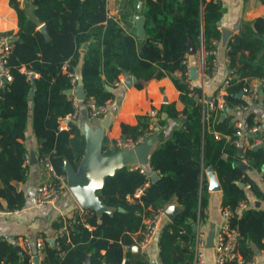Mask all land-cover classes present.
Masks as SVG:
<instances>
[{"label":"trees","instance_id":"trees-1","mask_svg":"<svg viewBox=\"0 0 264 264\" xmlns=\"http://www.w3.org/2000/svg\"><path fill=\"white\" fill-rule=\"evenodd\" d=\"M8 2L17 15L18 28L7 58L12 80L0 87V200L6 202L8 210L24 206V197L13 183L25 180L23 141L29 122L39 146L38 158L47 157L57 175L65 176L64 162L77 171L83 159L86 141L79 125L69 122L67 130L59 129L61 120L73 110L72 96L66 91L72 88L70 75L76 76L77 70L81 105L88 100L96 105L111 101L113 84L121 75L131 76L138 90L151 80L169 78L183 105L180 112L174 104L158 112L155 126L167 120H180L181 126L155 144L146 167L123 166L104 179L95 193L103 212L80 208L82 214L76 210L71 217L54 221L55 235L59 228L65 233L54 237L53 244L43 239V259L38 264H84L86 258L89 264H147L145 254H132L128 248L139 241L144 220L171 199L181 212L172 221L165 220L158 235L160 263L192 264L193 227L204 218L209 198L204 170L215 172L221 207L230 210L248 201L237 183L262 196L248 177V169L258 171L264 184V145L239 151L224 138L234 132L231 116L221 120L219 111H212L204 122L201 106L185 94L184 56L189 43H202L206 52L215 50L213 41L220 39V1L144 0L142 38L129 24L120 26L107 16L105 0H30V10L19 8L17 0ZM40 25L43 31L38 29ZM83 45L87 46L84 52ZM226 56L236 75L224 96L226 107L231 108L245 103L238 95L248 80L264 79V18L245 24L228 41ZM205 59L210 74L214 55ZM22 67L37 78L26 80ZM175 72L181 76L174 78ZM245 124L258 126L252 114L246 116ZM147 131V117H137L133 127L121 125L122 140L136 141ZM214 133L220 136L215 138ZM255 136L264 140V131ZM117 152L116 142L108 149L103 141L102 156ZM242 161L246 169L239 167ZM139 167L156 173V177L135 198V191L144 183ZM231 226L238 232L241 257L251 255L249 241L264 252V210L246 208L232 218ZM0 264L33 263L13 242L0 240Z\"/></svg>","mask_w":264,"mask_h":264},{"label":"crops","instance_id":"crops-1","mask_svg":"<svg viewBox=\"0 0 264 264\" xmlns=\"http://www.w3.org/2000/svg\"><path fill=\"white\" fill-rule=\"evenodd\" d=\"M19 8L30 10V0H17ZM209 1V0H206ZM222 6L221 18L218 22V30L220 32V39L213 41L214 61L212 72L206 79H202L196 73L195 85L201 87L207 98L212 97L218 89L221 81L225 78L228 66V58L226 56V49L228 41L237 35L245 24L252 23L254 20L264 18V0H219ZM144 0H105L107 16L117 20L120 26L124 23L129 24L136 29V17L142 16L141 10L143 8ZM143 17V16H142ZM42 25L38 27L40 31ZM17 15L15 11L9 6L8 0H0V34L11 33L16 34ZM192 45V44H191ZM86 45H83L81 51L84 52ZM204 50L203 44L198 43L196 46H191L188 51L187 61L194 71H200V56ZM78 76V70L77 75ZM180 73L175 72L174 78H179ZM256 78L248 80V83H253ZM117 85L112 89L113 99L109 101V123L107 127L102 126V121L105 116L98 119H90L86 113L83 114L81 110L77 120L75 121L79 127H88L91 135L97 131L101 132L102 140L106 141L108 149L112 148L113 142L123 138L121 134V125L133 127L137 125V117H147L149 119V130L155 128L156 133H152L151 137H156L157 142L167 139L172 130L181 126L180 120H167L163 125L155 126L157 124L158 112L167 104H174L176 111L180 112L183 105L179 100V92L174 87L169 78L161 80H151L147 82L143 89L134 88V79L131 76L121 75L118 78ZM111 88L108 87V90ZM79 87L71 88L72 99H77ZM82 91V89H81ZM83 95V93H82ZM244 99L242 95H238ZM78 100V99H77ZM80 103L83 101L78 100ZM246 108L235 110L234 107H225L220 113L221 120L230 117V124L244 122L248 114L253 115V121L258 124L259 132L264 131V104L260 102L247 103ZM81 105V104H80ZM243 105V104H241ZM155 112V117H150V113ZM221 115H224L222 118ZM165 117V114L162 115ZM69 121L65 117L60 122V126H65ZM85 140H86V136ZM155 143V144H156ZM245 144H247L245 142ZM26 150L27 161H24L26 167V175L24 182L13 183L16 192L22 193L24 197V206L21 209L8 210L6 202L0 200V208L5 209V214H0V240L13 242L15 239L27 238L32 245L37 241L43 243V239L49 243L55 237L53 230V223L60 217H71L72 213L77 210L80 212V206L76 202L69 189L65 190L59 200L54 205L37 206L35 204V189L41 184H45L52 180L49 172L42 166L38 158V143L33 136L30 122L25 133L23 141ZM156 145L153 146V148ZM152 148V150H153ZM247 149L246 146L242 149ZM151 150V151H152ZM137 162L130 163L128 166H138ZM139 166H147L139 165ZM241 169H246L245 161L239 164ZM64 169L69 166L66 162L63 164ZM248 177L255 183L261 191L262 196L257 197L249 188L246 189L242 183H237L239 188H244L247 196V208H254L264 210V184L262 182L261 174L256 170L247 171ZM152 173L150 174V176ZM204 176L208 186V204L205 209L204 218L199 222V234L206 243L205 250V264H214L213 251L207 247L209 239L214 237V234L221 224L220 208H221V189L215 172L207 168L204 170ZM242 184L243 186H240ZM218 188V189H216ZM167 212H172V219L165 216L166 223L172 221L180 212L181 207L174 199H171L164 207ZM11 211V212H8ZM8 212V213H7ZM195 225L193 227V230ZM158 237L145 248L140 249L136 244L131 245L128 250L132 254H145L149 264H161L159 259ZM50 244V243H49ZM251 249V255L247 258L252 261V264H264V252L251 241L248 242ZM40 263V262H39ZM35 264V263H34ZM38 264V263H37ZM84 264H89L88 258L85 259Z\"/></svg>","mask_w":264,"mask_h":264},{"label":"built area","instance_id":"built-area-1","mask_svg":"<svg viewBox=\"0 0 264 264\" xmlns=\"http://www.w3.org/2000/svg\"><path fill=\"white\" fill-rule=\"evenodd\" d=\"M15 39L16 37L14 34H0V87L9 84L12 80L7 67V58L9 52L13 48ZM214 54V51H202V54L200 56V71H196V73L199 74L203 80L206 79L209 75V73L206 72L207 65L205 57L207 55ZM187 58L188 55H185L182 62L185 70V77L183 80L186 90L185 94L194 103L201 106V118L204 122H206L209 118L210 112H221L226 107V103L224 101L226 89L230 86L231 81L236 78V75L233 70L228 69L225 78L221 81L215 94L212 97L207 98L204 92L201 90V87L195 85V79L192 78L191 75L194 68L190 66ZM64 67H66V64L64 65ZM20 72L25 76L26 80L37 78L36 74L24 67L20 69ZM70 84L72 88L76 86V76L70 75ZM117 84V82L114 83V85ZM240 94L244 97L248 104L256 102L264 104V79L257 78L253 83L246 84L244 87H242ZM80 104L81 103L75 97L72 99L73 110L69 115L66 116L69 122H75L81 110H83L90 119L102 118L109 112V101L105 102L102 105H96L92 100H88L82 105ZM241 108H246V104L234 106L235 110H240ZM150 117H155V112H151ZM63 127L65 126H60L59 129H66ZM259 129L260 128L258 126L247 127L244 122L237 121L234 123L233 135L231 137L224 136V138L227 141H230L231 144L239 151L242 150L244 146H246L247 148H256L264 145V140H261L255 136L259 132ZM151 136L152 132L151 130H149L142 136L138 137L136 141L122 139L117 140L116 146L119 151L132 150L134 147L143 143ZM214 136L215 138H218L220 135L218 133H214ZM245 142L247 144H245ZM221 158L224 159L225 155L223 154ZM24 161H27L26 156ZM39 162L49 172L52 180L36 187L34 194L35 204L37 206L54 205L59 200L63 192L68 189L66 176L57 175L47 157L39 159ZM139 172L144 175V183L135 191V198H138L143 193V191L148 187L149 182L151 181V172H147L143 167H139ZM244 187L246 189L249 188L248 185H244ZM246 208L247 203L245 202H240L233 210L222 207L220 208L219 212L221 216V224L214 234L213 244L211 248L213 251L214 264H252V261L250 259H244L239 255L237 250L238 232L231 226L232 218L240 216V214ZM164 211V208H160L156 210L150 217L144 220L143 229L139 233L140 239L136 243L138 248L145 249L153 241V239H155L159 235L165 222ZM203 212L205 213V210H203ZM5 213L6 210L0 208V214ZM79 214H82L81 210ZM198 228L199 222L197 221L193 230L195 236L193 244L192 264H205L206 243L199 234ZM64 233L65 229L59 228L55 237L61 236ZM13 245L26 252L30 257L31 263L33 264V259H37V263H39L43 259V243L41 241H37L34 245H32L27 238H21L15 239L13 241Z\"/></svg>","mask_w":264,"mask_h":264},{"label":"water","instance_id":"water-1","mask_svg":"<svg viewBox=\"0 0 264 264\" xmlns=\"http://www.w3.org/2000/svg\"><path fill=\"white\" fill-rule=\"evenodd\" d=\"M143 21L144 18L142 16L136 17L138 38L143 37ZM41 29L43 30V26ZM191 46V43H189V48H191ZM191 75L192 78H194L196 76V71L192 70ZM30 81L33 82V79ZM76 84L79 87L77 99L82 101L83 95L79 76L76 77ZM66 93L71 95V89L67 90ZM82 113L85 114L84 111H82ZM221 117L223 118L224 115H221ZM108 123L109 115H106L102 121V126L105 128ZM80 129L81 133L86 136L85 153L77 171H74L66 162L69 168L67 170L63 168V170L67 180V187L81 208L92 209L97 213H101L104 211V208L101 206L95 193L102 187L104 179L112 175L115 170L123 166H128L130 163L137 162L139 165H146L148 163L149 154L157 142V138L150 137L132 150L119 151L112 156L104 157L101 154V132L97 131L95 134L91 135L89 134L90 129L88 127H81ZM155 177L156 173H152L151 180H154ZM239 185L243 186L242 184ZM164 214L168 219H172V212L170 214V212L164 211ZM49 243L53 244V240H49ZM212 244L213 237L209 239L207 247L212 248ZM16 249L19 250L18 247H16ZM33 262L37 264V259H33Z\"/></svg>","mask_w":264,"mask_h":264}]
</instances>
